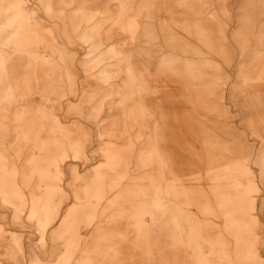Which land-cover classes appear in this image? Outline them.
I'll return each mask as SVG.
<instances>
[{"label":"rangeland","instance_id":"374dc122","mask_svg":"<svg viewBox=\"0 0 264 264\" xmlns=\"http://www.w3.org/2000/svg\"><path fill=\"white\" fill-rule=\"evenodd\" d=\"M0 264H264V0H0Z\"/></svg>","mask_w":264,"mask_h":264},{"label":"crops","instance_id":"0c3cea01","mask_svg":"<svg viewBox=\"0 0 264 264\" xmlns=\"http://www.w3.org/2000/svg\"><path fill=\"white\" fill-rule=\"evenodd\" d=\"M143 110V109H142ZM146 113H148V111H145ZM21 146H22V144H20V145H18V149H20V151H22V148H21ZM2 151H4V149L2 150ZM32 167L34 168V170L35 171H38V167H37V165L35 164V163H33L32 164ZM59 173V172H58ZM59 175H60V173H59ZM54 177V179H59L60 177L59 176H53ZM54 179L52 180H50V179H48V181L47 180H45L44 182H43V184H44V186L49 190V185H56V184H58L57 182H55L54 181Z\"/></svg>","mask_w":264,"mask_h":264}]
</instances>
